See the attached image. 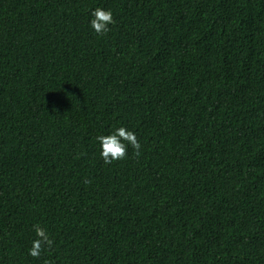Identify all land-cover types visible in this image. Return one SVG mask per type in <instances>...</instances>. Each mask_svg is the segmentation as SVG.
Wrapping results in <instances>:
<instances>
[{"label": "trees", "instance_id": "obj_1", "mask_svg": "<svg viewBox=\"0 0 264 264\" xmlns=\"http://www.w3.org/2000/svg\"><path fill=\"white\" fill-rule=\"evenodd\" d=\"M46 261L264 264V0H0V264Z\"/></svg>", "mask_w": 264, "mask_h": 264}, {"label": "clouds", "instance_id": "obj_2", "mask_svg": "<svg viewBox=\"0 0 264 264\" xmlns=\"http://www.w3.org/2000/svg\"><path fill=\"white\" fill-rule=\"evenodd\" d=\"M92 19L90 25L97 34H106L109 25L114 24L113 13L110 10H104L101 7L95 8L91 13ZM96 139L101 144V157L105 164H111L113 161L125 159L127 155V147L131 145L137 156L140 155L141 145L137 140L134 132L127 130L125 127L115 129L109 135H100ZM126 141L127 143H124ZM35 234L38 237L32 241V246L29 249V255L34 258H39L45 246L51 248L53 240L50 239L47 230L38 225H34ZM45 264H52L51 261H46Z\"/></svg>", "mask_w": 264, "mask_h": 264}]
</instances>
